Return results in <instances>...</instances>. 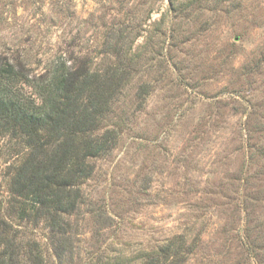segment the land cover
<instances>
[{"label":"rangeland","instance_id":"rangeland-1","mask_svg":"<svg viewBox=\"0 0 264 264\" xmlns=\"http://www.w3.org/2000/svg\"><path fill=\"white\" fill-rule=\"evenodd\" d=\"M109 45L142 58L114 108L119 142L66 230L15 220L16 234L43 264L115 263L173 238L182 264H264V0H0V62L41 74L65 52L101 69Z\"/></svg>","mask_w":264,"mask_h":264},{"label":"trees","instance_id":"trees-1","mask_svg":"<svg viewBox=\"0 0 264 264\" xmlns=\"http://www.w3.org/2000/svg\"><path fill=\"white\" fill-rule=\"evenodd\" d=\"M103 53L109 64L101 69L91 58L81 63L65 52L41 74L24 63L0 62V140L14 151L9 200L0 207V264H43L37 243L16 234L13 222L43 219L64 231L66 218L85 203L82 186L95 172L93 160L119 142L114 108L142 58L114 45ZM150 93L144 83L136 98L143 102ZM174 240L105 264H182L185 240Z\"/></svg>","mask_w":264,"mask_h":264}]
</instances>
